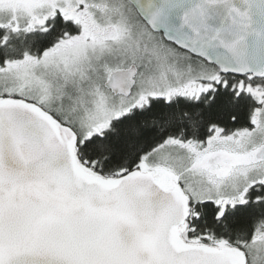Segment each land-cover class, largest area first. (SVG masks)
I'll use <instances>...</instances> for the list:
<instances>
[{
	"label": "snow or ice",
	"instance_id": "obj_1",
	"mask_svg": "<svg viewBox=\"0 0 264 264\" xmlns=\"http://www.w3.org/2000/svg\"><path fill=\"white\" fill-rule=\"evenodd\" d=\"M0 264H264V0H0Z\"/></svg>",
	"mask_w": 264,
	"mask_h": 264
}]
</instances>
